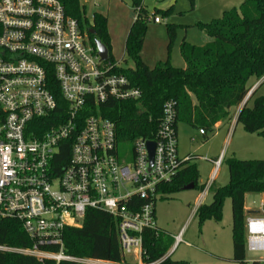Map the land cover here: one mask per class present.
Returning <instances> with one entry per match:
<instances>
[{
  "label": "built area",
  "instance_id": "built-area-1",
  "mask_svg": "<svg viewBox=\"0 0 264 264\" xmlns=\"http://www.w3.org/2000/svg\"><path fill=\"white\" fill-rule=\"evenodd\" d=\"M118 66L101 59L87 28L61 0H0V220L19 221L33 240L31 247L0 244V251L99 264L104 260L64 251L65 229L81 227L89 209L115 218L122 261L133 255L137 264H159L173 251L144 260V233L159 229L160 187L191 155L179 157L172 101L164 105L155 138H138L131 157L121 155L115 123L101 107L112 99H139L142 92L114 71ZM148 141L156 143L152 165ZM66 146L69 157L61 158ZM212 161L206 190L224 156ZM245 228L246 251L264 252V210L250 215ZM49 246L58 251L44 249Z\"/></svg>",
  "mask_w": 264,
  "mask_h": 264
},
{
  "label": "trees",
  "instance_id": "trees-1",
  "mask_svg": "<svg viewBox=\"0 0 264 264\" xmlns=\"http://www.w3.org/2000/svg\"><path fill=\"white\" fill-rule=\"evenodd\" d=\"M68 15L77 18L86 27L91 42L102 41L109 50L107 62L115 65L112 46L107 30V18L94 16L91 24L80 0H61ZM194 1V0H192ZM137 17L127 35L125 51L134 68L115 67L114 71L126 75L142 95L135 100H109L101 107L103 115L115 123L120 143L133 142L138 138L154 139L164 105L172 101L177 108L175 127L179 122L203 129L205 137L216 130L219 122H228L233 109L241 106L237 122L249 133L264 138V93L257 95L264 85V0H244L240 9L224 11L221 18L203 24L202 28L211 40L204 46H195L185 41L181 52L185 67L174 66L170 60L159 61L150 67L141 58L147 24L144 0H131ZM157 16V15H154ZM94 30V33L90 31ZM170 33L172 28H169ZM252 78L262 80L247 99ZM246 103L244 104L245 100ZM252 101V104H250ZM69 146L61 158L69 157ZM184 162L176 176L160 187L162 196L183 190L184 186L199 182L195 158ZM229 182L222 186L211 185V202H204L196 214L200 226L207 220L221 222L226 199L232 202L233 259L238 264L246 260V210L247 193L263 196L264 210V159H227ZM206 184L199 189L204 190ZM64 251L77 258H92L121 262L122 253L117 233V222L108 212L89 209L81 227H67L63 235ZM174 239L159 227L157 231L144 233V260L156 261L164 257ZM0 244L13 247H31L33 240L24 232L15 219L0 220ZM58 251V247H45ZM0 264H58L54 260H40L34 255L0 251ZM59 264H80L61 261ZM159 264H188L167 256Z\"/></svg>",
  "mask_w": 264,
  "mask_h": 264
},
{
  "label": "rangeland",
  "instance_id": "rangeland-1",
  "mask_svg": "<svg viewBox=\"0 0 264 264\" xmlns=\"http://www.w3.org/2000/svg\"><path fill=\"white\" fill-rule=\"evenodd\" d=\"M243 1L144 0L145 13L149 18L154 15L159 16L161 23H156L153 19L148 21L144 44L140 52L141 58L152 68L159 61L166 60H170L174 66L185 67L186 61L181 52L184 40L195 46L206 45L211 38L205 33L202 25L221 18L226 10L240 9ZM80 2L85 7L86 16L91 24L94 23L95 14L107 18L113 58L121 67L134 68V61L128 59L125 51L127 35L137 17V11L132 7L131 0H80ZM261 81L252 78L250 92ZM262 93H264V85L257 95ZM241 106L233 109V117L238 114ZM234 130L235 126L227 135L228 127L216 129L206 138L199 133L198 128L184 122L178 124L179 157L184 158L189 153L196 156L191 163L197 165L199 182L193 189L181 190L166 197L161 195L156 200L155 212L158 226L166 235L174 237L175 241L178 235L181 237L169 254L173 260L186 261L188 264H238L233 259L231 200L228 198L225 201L221 222L207 220L200 226L196 214L202 196L199 186L209 183L214 173L215 164L212 160L223 153L224 161L215 181V186H222L230 179L227 159L233 157L264 159L262 136L247 132L242 124H238L236 131ZM133 148L134 142L119 143L121 155L124 156L127 153L128 159L131 157ZM205 201H212V192ZM247 204L250 207L249 210L261 209V194L247 193ZM249 216L247 212L246 219ZM246 259H264V252L247 250ZM123 263L137 264L138 259L133 255H126L124 261L115 264ZM99 264H106V261Z\"/></svg>",
  "mask_w": 264,
  "mask_h": 264
},
{
  "label": "crops",
  "instance_id": "crops-1",
  "mask_svg": "<svg viewBox=\"0 0 264 264\" xmlns=\"http://www.w3.org/2000/svg\"><path fill=\"white\" fill-rule=\"evenodd\" d=\"M161 23V22H160ZM237 118H238V114H236L234 117H232V119L228 122H219L217 125H216V129L220 130L222 128H225V127H228V131H227V135L230 134L231 130L233 129V126H235V130L237 129L238 127V122H237ZM199 133H200V130H199ZM201 134V133H200ZM203 135V134H202ZM188 155H193L191 153H189ZM223 155V153H221L219 156ZM187 156V155H186ZM224 156V155H223ZM214 172H215V169H214ZM218 173H219V170L217 171L216 175H215V178H214V183L215 184V181H216V178L218 176ZM214 174V173H213ZM212 181V182H213ZM207 184H206V187L204 188V190L202 191V196H201V200L199 202V205L206 202L205 200L207 199V196L212 192L211 190V187H209L207 190ZM212 196H213V193H212ZM261 202H262V208L261 209H250L249 210V206L247 204V194L245 196V210H246V213L248 212L250 215H253V214H260L263 212V196L261 194ZM208 203V202H207ZM180 234V233H179ZM174 239V243L173 245L170 247V249L168 250L167 254H169L175 247L176 245V241H175V238L173 237Z\"/></svg>",
  "mask_w": 264,
  "mask_h": 264
},
{
  "label": "water",
  "instance_id": "water-1",
  "mask_svg": "<svg viewBox=\"0 0 264 264\" xmlns=\"http://www.w3.org/2000/svg\"><path fill=\"white\" fill-rule=\"evenodd\" d=\"M90 32L94 33V30H91ZM95 44L98 48V53H99L101 59L102 60H108L109 59L108 47L102 41H100L98 39L95 40ZM252 92L249 93L247 99L249 98V96L251 95ZM247 99L245 100L244 104L246 103ZM147 146H148V151H149L150 163L152 165L153 161H154L156 143L154 141H148ZM195 187H196L195 183H190V184L184 186L183 190L193 189Z\"/></svg>",
  "mask_w": 264,
  "mask_h": 264
}]
</instances>
